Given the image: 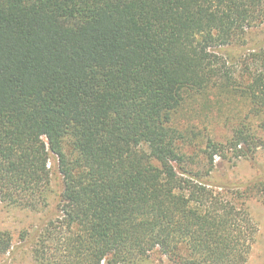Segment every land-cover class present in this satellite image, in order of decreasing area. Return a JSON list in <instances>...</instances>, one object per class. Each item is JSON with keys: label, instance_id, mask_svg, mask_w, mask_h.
Listing matches in <instances>:
<instances>
[{"label": "trees", "instance_id": "16d2710c", "mask_svg": "<svg viewBox=\"0 0 264 264\" xmlns=\"http://www.w3.org/2000/svg\"><path fill=\"white\" fill-rule=\"evenodd\" d=\"M263 22L264 0H0V201L45 209L51 153L61 177L34 264L247 262L243 193L205 177L264 148V70L238 81L215 52ZM214 90L247 113L196 166L174 116Z\"/></svg>", "mask_w": 264, "mask_h": 264}, {"label": "rangeland", "instance_id": "374dc122", "mask_svg": "<svg viewBox=\"0 0 264 264\" xmlns=\"http://www.w3.org/2000/svg\"><path fill=\"white\" fill-rule=\"evenodd\" d=\"M215 52L226 62L234 77L240 81L256 70H264V22L248 30L237 42L221 46ZM247 113V104L228 94L214 90L202 96L187 98L174 116V124L186 133L183 151L193 157L195 165H209L203 149L207 140L225 142L239 118ZM50 181L45 209L33 211L6 206L0 201V231H9L11 244L0 254V264H34L32 247L35 235L55 212L61 177L56 157L49 156ZM213 184L234 182L243 193L245 206L257 224L258 235L245 264H264V148L251 159L236 158L232 153L215 156L213 168L205 177ZM26 235L28 237H26ZM30 236V237H29ZM142 264H174L163 255L152 254Z\"/></svg>", "mask_w": 264, "mask_h": 264}]
</instances>
